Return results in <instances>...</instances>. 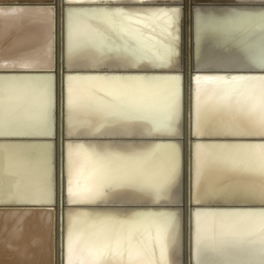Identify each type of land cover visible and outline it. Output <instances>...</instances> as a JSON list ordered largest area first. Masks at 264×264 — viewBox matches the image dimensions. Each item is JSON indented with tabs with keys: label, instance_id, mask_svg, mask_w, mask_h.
<instances>
[{
	"label": "snow or ice",
	"instance_id": "1",
	"mask_svg": "<svg viewBox=\"0 0 264 264\" xmlns=\"http://www.w3.org/2000/svg\"><path fill=\"white\" fill-rule=\"evenodd\" d=\"M185 18L197 65L187 260ZM58 19L61 264H264V0L0 5V40L25 25L39 33L30 51L0 48V203H55ZM23 231L5 220L0 245L23 257Z\"/></svg>",
	"mask_w": 264,
	"mask_h": 264
},
{
	"label": "water",
	"instance_id": "2",
	"mask_svg": "<svg viewBox=\"0 0 264 264\" xmlns=\"http://www.w3.org/2000/svg\"><path fill=\"white\" fill-rule=\"evenodd\" d=\"M16 2V1H15ZM24 3H31L32 1H17ZM191 2V0H189ZM217 2L228 3L229 1L217 0ZM14 3V1H3L0 4L9 5ZM182 31H181V75L183 76V114H184V135L182 142V151H183V174H184V184H185V213H184V248H185V260L188 258V249H189V223H188V202H187V184H188V167H189V159H188V144H189V136L187 131V121L188 115L191 105L190 93H189V74L194 72L192 63V35L189 32L187 18L182 22ZM55 77H56V125H57V135L55 139L56 150L53 160V180L54 187L56 192L55 203L51 206L48 205H33V204H16V203H0V212H53V218L50 220V234L49 238L53 242V254H52V262L53 264H61V202H60V187H61V159H60V137H59V126H60V75H61V33H60V24L59 19L57 20L56 33H55ZM36 75L42 73H34ZM164 74V73H160ZM3 75V73H0ZM164 142V141H160ZM64 183L66 185V174L63 177ZM64 207L66 208V196ZM64 227L66 230V219L64 221Z\"/></svg>",
	"mask_w": 264,
	"mask_h": 264
},
{
	"label": "bare ground",
	"instance_id": "3",
	"mask_svg": "<svg viewBox=\"0 0 264 264\" xmlns=\"http://www.w3.org/2000/svg\"><path fill=\"white\" fill-rule=\"evenodd\" d=\"M3 1H14L12 4H27L24 2L17 1H32L34 0H0ZM16 1V2H15ZM229 1V0H222ZM3 5V4H0ZM8 27L7 21H0V28ZM20 44V47H17ZM192 63L193 68L196 69V53H195V42L194 35H192ZM39 46V33L35 26L25 25L21 30L13 29L3 40H0V48L5 50L13 49L14 51H30L35 47ZM3 213V212H0ZM17 215L13 216L12 214ZM25 213H28L25 215ZM49 213L53 218V212L42 211V212H4L3 216H0V226L7 222L9 230L13 228L17 222L22 220L23 225V236L19 241L21 249L26 248L27 251L22 257L20 252L12 251L6 247L0 245V264H53V242L50 240V226L51 222L49 219ZM51 218V219H52ZM13 246H16V241L12 240Z\"/></svg>",
	"mask_w": 264,
	"mask_h": 264
}]
</instances>
